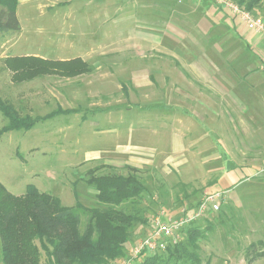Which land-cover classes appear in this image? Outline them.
<instances>
[{
	"label": "rangeland",
	"instance_id": "rangeland-1",
	"mask_svg": "<svg viewBox=\"0 0 264 264\" xmlns=\"http://www.w3.org/2000/svg\"><path fill=\"white\" fill-rule=\"evenodd\" d=\"M98 1L102 10L94 12L99 18H92L87 25L79 17L71 24L74 35L66 40L60 32L64 16L58 15V0H20L17 16L21 31L0 33V98L21 118L54 114L30 131H12L0 137V182L15 196L24 195L27 187L34 185L41 193L58 197L66 207L80 202L95 208L100 206L98 192L88 185L93 174L137 177L147 191L136 203L130 201L124 207L146 223L134 226L127 252L147 236L159 210L174 213L196 206L208 194H227L220 211L197 225L201 233L195 235L194 243L190 244L184 232L180 243L187 252L182 259L170 257L168 248L159 254L157 264H264V184L244 169L232 173L219 168L222 148L211 132L202 144L191 146L186 142L189 137L183 136L179 137L182 144L173 147V143L179 144L178 139L172 140L173 133L186 131V105L184 98L178 100L175 95L173 82L182 81L191 66L200 78L203 67L200 53L185 57L175 51L184 50L191 40L200 48L199 35L193 34L186 20L173 18V0ZM250 13L264 18L260 10ZM228 14L240 23L230 11ZM12 57L55 62L81 59L89 66H101L97 75L108 81L102 84L96 77L74 79L55 74L16 83L5 65ZM149 107L151 110L146 109ZM126 111L132 125L138 124V115L145 111L163 124L161 140L140 137L139 128L135 129L130 144L145 147L147 156L103 153L117 143L109 135L117 117H95L102 112ZM176 116L183 121L178 122ZM83 117L88 119L85 123ZM8 124L0 111V131ZM227 139V148L233 150L235 141ZM209 141L213 145L210 150L206 147ZM241 148L240 159L246 164L249 146ZM225 156L229 160L233 154ZM86 220L82 216V231ZM38 248L42 264H47L39 244ZM1 253L0 240V264H4Z\"/></svg>",
	"mask_w": 264,
	"mask_h": 264
},
{
	"label": "crops",
	"instance_id": "crops-1",
	"mask_svg": "<svg viewBox=\"0 0 264 264\" xmlns=\"http://www.w3.org/2000/svg\"><path fill=\"white\" fill-rule=\"evenodd\" d=\"M18 1L20 3V0ZM101 4L97 0H58V15L64 16L60 29L64 38L74 35L75 28L73 29L71 24L78 22L79 17L87 25L92 18H99L94 10L101 9ZM103 15L102 13L101 19L104 21ZM173 18L186 20L192 25L193 34L199 35L197 38L202 40L200 48L191 40L184 50L176 48L175 53L185 57H196L200 53L203 62L202 77L195 76V70L191 66L192 68H186L187 75L182 81L173 82L175 95L178 100L184 98L186 105V131L173 133L172 140H179V144L173 143V147L177 149L182 144L179 137L183 136L189 137L187 144H202L211 132L218 137L217 143L222 148V151L218 152L219 156L221 153L218 157L219 168H227L228 172L232 173L238 172L239 168L244 169L250 177L257 178L256 182L264 184V72L261 70L264 39L249 29L242 28V24H236V20L232 19L227 11L220 10L207 0H173ZM90 69L89 73L74 79L96 77L102 84L108 81L105 76L97 75V72L102 71L101 66H90ZM141 114L142 116L138 115V124L134 125L128 121L130 113L127 111L109 114L102 112L95 117L104 116L108 120L117 117V124L109 134L116 138L117 143L113 145L114 148L103 150V153H125L131 157L138 154L147 156L145 147L130 144L133 143L135 129L139 128L140 137L146 135L161 140L160 128H163V124L158 123L155 117L147 116L146 111ZM81 119L82 123L88 120L87 117ZM175 119L180 123L183 121L179 116ZM179 125L176 123V126ZM227 138H233L235 141L233 150L227 148L230 145ZM241 145L249 146V156L246 159L248 164L241 162ZM210 146H213L212 141L206 146L208 150L211 149ZM227 152L233 154L229 160L225 156ZM223 174L225 172H222Z\"/></svg>",
	"mask_w": 264,
	"mask_h": 264
},
{
	"label": "trees",
	"instance_id": "trees-1",
	"mask_svg": "<svg viewBox=\"0 0 264 264\" xmlns=\"http://www.w3.org/2000/svg\"><path fill=\"white\" fill-rule=\"evenodd\" d=\"M250 12H264V0H236ZM18 0H0V33H17L21 25L17 16ZM12 74V81L23 83L45 75L74 78L91 71L81 59L49 61L38 57H12L5 61ZM0 111L9 124L0 131V137L12 131H30L38 123L50 119L21 118L12 105L0 98ZM62 113V112H61ZM93 174V172H90ZM94 187L100 206L87 208L80 202L66 207L58 197L41 193L34 185L27 187L22 196L11 194L0 182V240L4 264H42L41 250L47 264H110L125 257L131 240V232L141 221L129 213L125 203L143 196L145 185L135 176L106 175L88 180ZM82 216H86L84 231ZM198 223L185 233L190 244L201 233ZM170 257L181 260L186 248L180 243L169 246ZM167 248V249H168ZM159 254L145 255L142 264H157ZM192 258V257H191ZM141 260V259H140ZM198 261L197 258H195Z\"/></svg>",
	"mask_w": 264,
	"mask_h": 264
},
{
	"label": "built area",
	"instance_id": "built-area-1",
	"mask_svg": "<svg viewBox=\"0 0 264 264\" xmlns=\"http://www.w3.org/2000/svg\"><path fill=\"white\" fill-rule=\"evenodd\" d=\"M224 10L246 25L255 35L264 39V18L256 17L245 8L231 0H207ZM264 72V58L261 63ZM227 194L211 193L206 195L196 206L183 208L176 212L159 210L152 219V227L147 236L135 243L128 254L113 264H137L145 255H157L165 252L169 246L182 242L184 232L193 224L201 222L220 211L221 203ZM221 200H223L221 202Z\"/></svg>",
	"mask_w": 264,
	"mask_h": 264
}]
</instances>
